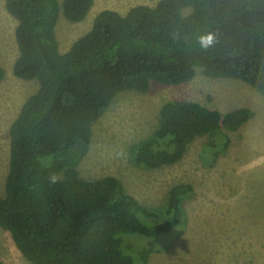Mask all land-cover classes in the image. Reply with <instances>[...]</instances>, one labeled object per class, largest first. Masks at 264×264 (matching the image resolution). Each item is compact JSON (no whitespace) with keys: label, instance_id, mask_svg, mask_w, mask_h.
I'll use <instances>...</instances> for the list:
<instances>
[{"label":"trees","instance_id":"1","mask_svg":"<svg viewBox=\"0 0 264 264\" xmlns=\"http://www.w3.org/2000/svg\"><path fill=\"white\" fill-rule=\"evenodd\" d=\"M94 4L6 0L18 22L13 75L38 81L39 89L10 129L0 227L33 264H149L151 255L164 249L141 246L131 237H165L172 246L187 230L190 185L173 187L164 208L155 211L116 177L86 180L80 174L93 126L120 93L146 94L152 83L182 85L200 71L209 78L241 80L264 96V0H162L125 15L104 10L62 53L56 33L60 16L81 23ZM209 32L216 42L201 50L197 38ZM6 75L0 66V84ZM254 117L250 109L222 114L192 101H169L154 136L134 148L132 162L149 170L173 166L203 136L210 148L219 137L228 146L223 129L237 130ZM50 172L60 175L59 183L49 185Z\"/></svg>","mask_w":264,"mask_h":264},{"label":"rangeland","instance_id":"2","mask_svg":"<svg viewBox=\"0 0 264 264\" xmlns=\"http://www.w3.org/2000/svg\"><path fill=\"white\" fill-rule=\"evenodd\" d=\"M63 3L64 0H59ZM162 0H95L85 21L70 23L60 16L56 33L62 53L88 33L104 10L122 15L137 6L155 7ZM17 20L0 0V66L7 75L0 84V193L5 196L10 167V129L25 102L39 89L38 81L13 75L19 57ZM172 100L192 101L228 114L250 109L255 117L237 130L223 129L216 148L206 136L193 142L183 160L159 169H141L132 162L134 148L149 141L159 126L162 107ZM216 154V155H215ZM86 180L113 176L148 209L160 211L170 190L187 184L193 196L184 202L188 227L172 246L165 237H131L141 246L162 248L149 264H264V96L237 79H215L200 71L182 85L152 83L146 94L120 93L93 126L91 150L79 167ZM170 245V247H169ZM169 248V249H168ZM0 261L33 264L0 227Z\"/></svg>","mask_w":264,"mask_h":264},{"label":"clouds","instance_id":"3","mask_svg":"<svg viewBox=\"0 0 264 264\" xmlns=\"http://www.w3.org/2000/svg\"><path fill=\"white\" fill-rule=\"evenodd\" d=\"M216 38L213 33L209 32L207 34H202L198 36L197 43L201 50H207L214 45ZM51 167V162L47 165ZM60 182V175L56 172H50L48 176L49 185H55Z\"/></svg>","mask_w":264,"mask_h":264}]
</instances>
